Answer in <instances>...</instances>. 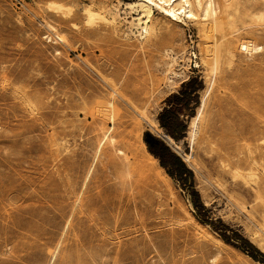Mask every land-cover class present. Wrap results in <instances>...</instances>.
<instances>
[{
	"label": "rangeland",
	"instance_id": "1",
	"mask_svg": "<svg viewBox=\"0 0 264 264\" xmlns=\"http://www.w3.org/2000/svg\"><path fill=\"white\" fill-rule=\"evenodd\" d=\"M138 1L0 0V264H262L232 231L264 259V21L235 35L263 51L236 43L209 71L193 23L154 8L144 33ZM191 80L174 140L158 116ZM110 137L127 168L109 163ZM155 139L190 182L161 167Z\"/></svg>",
	"mask_w": 264,
	"mask_h": 264
},
{
	"label": "bare ground",
	"instance_id": "2",
	"mask_svg": "<svg viewBox=\"0 0 264 264\" xmlns=\"http://www.w3.org/2000/svg\"><path fill=\"white\" fill-rule=\"evenodd\" d=\"M242 2L241 0H139L137 7L141 10V15L138 18V22L141 23L144 21L145 27L143 30L144 33H147L148 23H153V12L154 8H156L158 14L170 22L182 23L186 27L189 23H193L200 37V55L205 69L209 70L212 67L217 70L220 61H225L226 59L231 60L233 58L235 45L239 42L235 35L240 29L251 28L253 23L256 22L255 20L259 21L262 19V21H264V0H255V3L250 6L244 5ZM54 9L61 10L62 7L55 5ZM87 14L90 19L93 20L95 14L91 9H87ZM238 23L241 24V28L238 26ZM59 39L63 41L64 37L60 35ZM238 48L241 53L243 52L250 56L259 54L263 51V48L253 41L242 42ZM235 49L237 50V48ZM175 75H177V73H175ZM101 105H103V103ZM102 107L104 108L103 110H105V107L113 108L114 104L107 103L106 106ZM103 114L107 115L106 113ZM199 115L201 116V114ZM91 116L93 117L94 114L91 113ZM197 119L198 118H195L192 122V130L190 132V137L194 140L198 134L195 123ZM95 122L103 124V121L100 119H95ZM104 136L106 138L109 137L107 134ZM109 142L112 153L109 158V163L115 167L117 160H120L122 161L123 168H127V165L130 166L129 163L127 164L128 159L126 158L127 156L124 150L122 148L120 149L114 143L113 137H110ZM183 158L185 162L192 164L191 155H185ZM127 172L128 170L126 169V173Z\"/></svg>",
	"mask_w": 264,
	"mask_h": 264
},
{
	"label": "trees",
	"instance_id": "3",
	"mask_svg": "<svg viewBox=\"0 0 264 264\" xmlns=\"http://www.w3.org/2000/svg\"><path fill=\"white\" fill-rule=\"evenodd\" d=\"M195 80H191L184 86V89L179 94L171 96L169 103L170 107L165 108L158 116V121L161 127L169 134L174 140H181L187 130V126L180 117L179 111L176 110L177 106L181 108H189L192 101L197 102L198 95L193 96ZM196 90H194L195 92ZM150 153L159 160L160 165L164 168L167 174L178 181H181L183 185L190 182L192 179V172L188 169L183 160L175 154L164 142L157 139L153 144L148 145ZM196 192H193V196H197ZM226 230L229 228L226 226ZM232 231V230H230ZM233 237L238 241V245L232 244L230 238L225 234L221 235V238L228 244L234 245L236 248L247 254L256 262L264 264V259L260 258V252L253 246L246 238L240 233L232 231Z\"/></svg>",
	"mask_w": 264,
	"mask_h": 264
}]
</instances>
